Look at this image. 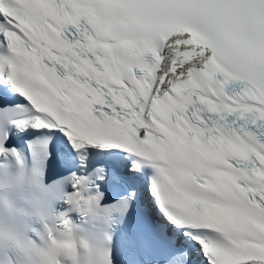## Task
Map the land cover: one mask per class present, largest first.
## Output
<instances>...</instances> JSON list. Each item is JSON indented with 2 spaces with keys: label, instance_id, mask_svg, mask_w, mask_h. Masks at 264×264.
Instances as JSON below:
<instances>
[{
  "label": "snow or ice",
  "instance_id": "obj_1",
  "mask_svg": "<svg viewBox=\"0 0 264 264\" xmlns=\"http://www.w3.org/2000/svg\"><path fill=\"white\" fill-rule=\"evenodd\" d=\"M0 264H264V0H0Z\"/></svg>",
  "mask_w": 264,
  "mask_h": 264
}]
</instances>
